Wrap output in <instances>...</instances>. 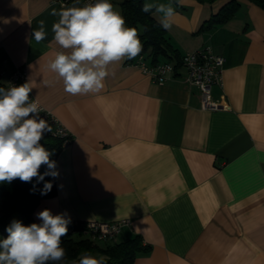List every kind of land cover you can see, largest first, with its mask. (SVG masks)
Here are the masks:
<instances>
[{"label":"crops","instance_id":"0c3cea01","mask_svg":"<svg viewBox=\"0 0 264 264\" xmlns=\"http://www.w3.org/2000/svg\"><path fill=\"white\" fill-rule=\"evenodd\" d=\"M120 1L109 0L121 13ZM228 1H145L174 8L165 31L181 56L207 48L225 59L205 108L181 66L159 84L128 58L109 66L100 92L68 94L47 68L71 51L55 42L51 13L80 5L0 0L2 82L25 68L29 98L71 136L56 158V194L35 207L34 223L44 209L67 212L68 228L127 219L118 239L138 235L150 247L133 264H264V8L237 0L232 19L207 28ZM41 20L47 36L37 44Z\"/></svg>","mask_w":264,"mask_h":264},{"label":"clouds","instance_id":"9594fccd","mask_svg":"<svg viewBox=\"0 0 264 264\" xmlns=\"http://www.w3.org/2000/svg\"><path fill=\"white\" fill-rule=\"evenodd\" d=\"M155 9L160 14L159 24L170 30L175 10L171 4L145 3L142 11ZM58 16L52 25L55 42L69 52H58L47 68L62 78L64 91L71 95L98 93L104 88L110 65L123 59H133L143 50L138 29L125 27V18L115 11L109 0H97L84 7L53 9ZM142 30H147L146 28ZM47 36L45 21L38 22L33 30L37 44ZM51 86L52 81H45ZM29 83L10 88H0V182L19 179L30 183L44 182L46 176L58 178L56 161L52 153L41 144L45 133L58 136L52 125L38 118L42 111L36 100L29 99ZM46 165L41 174L39 169ZM50 181L44 182L42 195L51 191ZM40 223L28 226L14 220L6 229L7 238L0 240V264H49L65 260L66 251L61 246L62 237L68 233L71 217L65 213L53 215L49 209L37 214ZM69 264V262H65ZM70 264H106L105 257L84 252Z\"/></svg>","mask_w":264,"mask_h":264},{"label":"trees","instance_id":"16d2710c","mask_svg":"<svg viewBox=\"0 0 264 264\" xmlns=\"http://www.w3.org/2000/svg\"><path fill=\"white\" fill-rule=\"evenodd\" d=\"M146 0H121V14L125 18V27H135L138 29L139 38L143 44V50L128 62L134 63L138 58L143 57L144 62L149 66L156 65L161 62H174L175 66H179L181 55L173 48L169 42L166 31L159 22L152 16V11L143 12L142 6ZM199 3L212 4L217 0H195ZM260 7L264 8V0H248ZM237 0H229L220 10L211 17L207 28L215 25L223 24L232 19L239 9ZM146 28L147 30H142ZM0 88H5L0 75ZM40 144L52 153L50 159L56 161V158L64 145V140L50 133H45ZM46 171V165H42L39 172L43 174ZM50 181L53 185L50 192L46 195L41 194L44 182ZM37 183L36 178L28 182H22L15 179L12 182H0V233L8 232L6 229L10 225L7 222L10 214L17 212L22 216V224L28 226L34 223L32 212L39 202L48 199L56 194L55 179L46 176L45 181ZM0 235V240H1ZM61 246L66 251L65 260L58 264H65L73 260H78L84 252H90L93 256L105 257L106 264H133L135 258L140 254H145L150 247L143 243L140 236L124 238L112 242H101L94 240L89 235L73 233L61 238ZM49 264H57V262H49Z\"/></svg>","mask_w":264,"mask_h":264},{"label":"built area","instance_id":"2783aa9c","mask_svg":"<svg viewBox=\"0 0 264 264\" xmlns=\"http://www.w3.org/2000/svg\"><path fill=\"white\" fill-rule=\"evenodd\" d=\"M59 5H67L69 3H76L80 7H84L87 4H95L97 0H54ZM225 59L221 55L213 54L207 48H201L192 52L185 53L180 58V64L186 71V82L189 85L196 86L202 96V105L205 108H211L210 91L213 85H220L222 81V70ZM132 66L138 68L141 72L148 75L153 82L162 84L166 82L169 76L175 71V65L172 62H161L153 66L147 65L140 57L135 63H131ZM27 74L25 68H19L15 70L7 82L5 83V89L12 86H19L26 83ZM30 100H35L30 97ZM37 102V101H36ZM41 108L38 118H43L50 125H52L54 131H59L61 134L56 136L64 140V145L71 140V136L67 129L55 118L51 111L44 108L39 102H37ZM51 134V133H50ZM130 225V221L125 219L112 223L101 222H76L68 228L67 235L73 233H79L82 235H89L94 240L101 242L116 241L122 230Z\"/></svg>","mask_w":264,"mask_h":264},{"label":"rangeland","instance_id":"374dc122","mask_svg":"<svg viewBox=\"0 0 264 264\" xmlns=\"http://www.w3.org/2000/svg\"><path fill=\"white\" fill-rule=\"evenodd\" d=\"M0 204H1V200H0ZM0 209H1V205H0ZM14 220H18V221L21 222L22 221V216L19 213L14 212V213L10 214V216L7 219V222L9 224H11ZM0 235L2 236L1 240L7 238V233L5 231L4 232L1 231Z\"/></svg>","mask_w":264,"mask_h":264}]
</instances>
